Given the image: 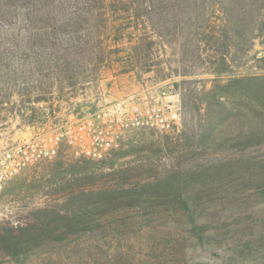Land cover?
<instances>
[{"label":"trees","instance_id":"trees-1","mask_svg":"<svg viewBox=\"0 0 264 264\" xmlns=\"http://www.w3.org/2000/svg\"><path fill=\"white\" fill-rule=\"evenodd\" d=\"M115 1L111 8L128 24H171L186 34L183 56L212 76L180 83L183 106L194 113L186 122L187 152L179 156L185 165L161 174L149 162L117 169L111 164L103 176L110 181L97 186L86 183L99 178L89 175L79 159L69 167L80 170L55 180L54 194L62 200L37 208L34 225L0 233L1 247L17 264H56L62 255L51 248L102 229V220L117 211L162 207L181 216L186 232L199 243L225 247L221 264H237L246 254L249 264H264V72L235 70L247 65L256 41L264 38V0ZM105 5L106 0H0V60L49 59L55 68H48L66 73L68 85L76 87L90 74L88 59L96 51L87 24L107 21ZM255 60L264 64V57ZM205 151L212 152L210 157ZM231 191L256 196L253 204L262 209L238 212L226 208L233 202L225 197L222 209L206 201L211 193Z\"/></svg>","mask_w":264,"mask_h":264},{"label":"rangeland","instance_id":"rangeland-1","mask_svg":"<svg viewBox=\"0 0 264 264\" xmlns=\"http://www.w3.org/2000/svg\"><path fill=\"white\" fill-rule=\"evenodd\" d=\"M113 2L116 1L106 0L102 9L103 18L107 19L105 23L99 19L87 24L88 33L93 36L88 39L96 51L88 59L91 60L87 66L90 74L85 79L82 76V82L76 87L68 85L67 74L54 69V61L49 59L32 64L17 57L13 61L0 60V151L30 134L58 126L80 112L146 90H162L174 96L180 108V123L166 133L133 130L102 161H79L60 155L25 170L7 183L0 196V233L16 234L21 228L34 225L37 208L56 198L61 201V196L55 195L53 189L58 175L80 170V167L71 169L69 164L79 161L80 166H86L89 175L99 178L86 183L97 186L110 181L103 176L111 171V164L117 169L149 162L161 174L185 165L179 156L185 135L190 133L186 122L194 113H188L183 106L180 83L207 80L212 76L205 66L183 56L181 50L186 34L171 24H128L125 16L111 8ZM263 57L264 38H261L248 55L247 65L235 69L236 73H263L264 64L255 60ZM99 59L103 61L98 65ZM96 65L99 66L97 72L94 71ZM210 85L207 83V88ZM211 154L205 151V158ZM61 162L65 163L63 168ZM224 197L227 198L224 201L233 202L226 208L238 212L239 208L255 207V212L262 209L253 204L256 196L248 198V192L244 191L218 196L211 193L206 201L218 203L222 209L221 198ZM155 209L158 212L139 207L117 211L110 220L109 217L102 220V229L87 232L80 238L72 237L66 246L51 248L62 255L56 259V264H221L219 258L223 257L225 247L218 249L213 242L211 245L199 243L186 232L188 226L185 227L181 216L171 209ZM246 232L249 234L248 230ZM49 248L42 250L50 251ZM246 255L238 258L237 264H249L250 258ZM0 264H17L1 245Z\"/></svg>","mask_w":264,"mask_h":264},{"label":"built area","instance_id":"built-area-1","mask_svg":"<svg viewBox=\"0 0 264 264\" xmlns=\"http://www.w3.org/2000/svg\"><path fill=\"white\" fill-rule=\"evenodd\" d=\"M180 108L162 90L130 93L42 129L0 151V196L8 182L25 170L60 155L105 160L133 130L166 133L179 125Z\"/></svg>","mask_w":264,"mask_h":264}]
</instances>
